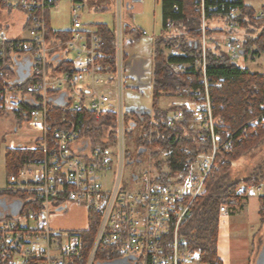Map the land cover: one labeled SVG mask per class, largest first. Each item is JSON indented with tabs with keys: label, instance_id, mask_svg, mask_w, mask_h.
<instances>
[{
	"label": "built area",
	"instance_id": "obj_1",
	"mask_svg": "<svg viewBox=\"0 0 264 264\" xmlns=\"http://www.w3.org/2000/svg\"><path fill=\"white\" fill-rule=\"evenodd\" d=\"M57 1L0 0L1 6L26 14L25 29L29 36L0 35V77L17 81L13 72L19 63L29 60L30 53L32 59L29 61L33 64L32 81L27 84L26 92L14 88V85L5 86L0 93V110L25 111L29 98L31 109L28 116L40 124L44 148L43 157L24 165L7 180L6 189L21 191L39 207L25 211L16 202L4 206L0 203V264H207L202 260L201 250L192 247L182 233L184 222L205 190V179L221 144L206 75L210 39L204 1L201 7L202 56L197 62L203 70L204 91L200 93L195 87H184L182 92L188 94L185 96L188 99L186 107L191 118H186L180 109L169 114L167 124L172 126L188 119L191 128L208 130L209 135L201 134L200 141L205 143L209 137L211 149L200 156L198 175L191 174L190 170L187 176H182L183 180L179 178L174 182L170 178L168 182H161L156 180L157 176L144 172L141 183L134 189L122 185L128 138L125 111L118 100L113 108L110 95L99 87L107 84L106 79L99 76L101 38L95 29L84 28L80 18L82 8L79 3H74L71 35L49 42L46 9L52 8ZM125 7V0H117L114 14L115 78L121 86L126 61ZM225 15L231 27L237 26V10L231 9ZM256 17L263 18L264 13L259 11ZM167 26L172 28L173 21L169 19ZM136 33L138 36L148 34L140 29ZM220 47L235 59L241 54L242 43L229 38ZM62 53H67L66 58L71 60L72 67L52 75L50 63L59 56H62L61 61ZM168 53L178 55L180 52L171 49ZM191 66L189 63H170V68L179 73ZM57 93L61 94L62 101L55 114L49 96ZM33 94H38L40 99L35 102ZM109 112L117 114L116 141L109 144L98 142L86 153L90 146L82 136V130L88 115L93 113L96 118H102ZM260 119L264 126V113ZM252 123L256 124L257 119ZM223 132L230 136V132ZM109 140L108 137L102 139L103 142ZM113 164L118 169L117 179L113 174L109 176ZM139 177L135 175L134 179L139 180ZM262 190L263 185L249 182L223 193L220 216L235 211L242 199ZM69 203L93 209L101 216L94 244L88 252L81 229L64 230L53 226V209Z\"/></svg>",
	"mask_w": 264,
	"mask_h": 264
},
{
	"label": "trees",
	"instance_id": "obj_2",
	"mask_svg": "<svg viewBox=\"0 0 264 264\" xmlns=\"http://www.w3.org/2000/svg\"><path fill=\"white\" fill-rule=\"evenodd\" d=\"M60 1V0H59ZM53 4V7L58 2ZM83 0H73L74 3H82ZM204 1L205 12L208 20L207 35L210 46L207 50L206 75L210 83L209 91L212 98L213 113L216 132L221 135V144L216 152L213 166L205 179V190L197 198L192 214L187 218L182 227V233L191 245L201 250L202 260L207 264H224L218 255V238L220 231L219 205L221 195L230 189L235 190L243 183L264 182V165L242 179L234 175L235 164L241 158L258 150L264 144V126L261 125V116L264 113V73L249 71L239 66L235 59L224 52L216 36L230 33L228 38L242 43V55L264 54V17L257 18L258 11L247 5L245 0H161L162 29L155 37L154 43V72H153V108L145 111L125 112L127 134L134 139L137 160L159 156L160 153H168L166 158L156 162V180L168 182L171 176L183 173L186 176L190 166L195 163L199 155L211 149V141L203 143L200 135H209L206 129L190 127L189 118L191 112L186 106H171L163 110L159 106V100L163 93L173 96L185 97L184 87H195L203 93V70L197 64L201 59V7ZM50 7L46 9L47 39L52 42L56 39H66L71 35L69 30H55L50 24ZM237 10V27L243 31V38L233 35L235 27L230 26V20L226 12ZM264 13V5L261 8ZM223 19L224 27H211L209 21ZM173 21V27L167 26L168 20ZM91 26V25H89ZM101 38L99 62L102 65L100 71L111 74V80L116 81V36L114 28L106 23H96L91 26ZM127 31V26H126ZM175 49L178 55H169L168 50ZM59 61L52 60L50 67L52 75L61 74L70 70L72 62L66 58L67 53H62ZM27 59V58H26ZM32 59V53L28 55ZM33 61V60H32ZM171 62L189 63L192 66L185 72H174L170 68ZM15 75L16 72H13ZM30 78L19 80H5L0 77V93L5 86L14 85V88L26 92ZM35 102L40 99L38 94ZM29 99V98H28ZM25 103V111H11L18 120V125L31 121L28 110L31 104ZM54 112L57 114L61 94L49 96ZM182 109L187 121L175 125L167 124L170 113ZM27 113V114H26ZM82 118V114H79ZM257 119V123L252 122ZM259 119V120H258ZM117 114L109 112L106 117L96 118L93 113L88 115L86 125L82 130L90 148L98 142L109 144L116 141ZM230 132V136L223 131ZM256 130V132H254ZM108 137V142L102 139ZM50 142H52L50 140ZM43 141L37 140L36 147L31 148H7L5 150V170L7 178L17 174L19 170L35 158L44 156ZM159 149V150H157ZM142 150V152H140ZM129 155V154H128ZM169 166V171H164V166ZM61 200L64 198L61 197ZM259 214L264 221V197L260 196ZM0 203H22L25 211L36 209L38 204L21 191L0 189ZM7 202V203H6ZM19 203V204H20ZM242 202L239 203L241 205ZM18 204V205H19ZM100 214L93 209L88 210V224L81 229L88 252L95 241L98 231ZM101 255L99 254V257Z\"/></svg>",
	"mask_w": 264,
	"mask_h": 264
},
{
	"label": "rangeland",
	"instance_id": "obj_3",
	"mask_svg": "<svg viewBox=\"0 0 264 264\" xmlns=\"http://www.w3.org/2000/svg\"><path fill=\"white\" fill-rule=\"evenodd\" d=\"M127 2H130L131 5L135 6L131 9V11H129L130 14L134 15V26L132 29L135 28L137 30L140 28V30H146L148 34L142 35V37L138 40H134L136 33H127L125 31L124 53L127 59L125 61L123 85L121 86L117 81L110 84L107 83V87L104 88V91L110 94L113 102L114 100H118L124 111L130 113L131 111H145L153 108L154 89L152 80L154 72V43L155 37L160 34L162 29V13L161 0H125V3ZM73 4V0H60L50 11V23L52 28L58 30L71 28L73 25L71 12ZM79 5L82 7L81 18L85 24L94 26L96 23H106L111 27H115L114 14L117 8V0H83L82 3H79ZM96 7L100 8L99 11L96 10ZM129 13L127 12V7H125V27L128 23H131L127 20ZM25 17L26 15L21 11L10 10L0 5V35L23 38L25 35V31L23 29ZM209 26L216 27L213 23H211V21H209ZM219 26H225L223 21L219 24ZM229 35L230 33L228 32L221 36L217 35L216 39L218 44L221 45L224 41L229 39ZM233 35L236 38L241 39L243 38V31L239 27L235 26ZM249 57L256 61L255 58H252V54H250ZM235 60L239 66L250 67L253 71H257L258 66H261L246 63L244 56L241 54L236 56ZM30 65L31 62L27 60V68H29ZM23 70L24 67L19 66V73H23ZM259 70L264 72V67ZM119 96L121 97L120 101ZM167 101L168 97L161 96L159 106L164 107L167 104ZM6 111L7 112H0V189L6 188L8 180L5 170L6 147L30 148L40 135V132L36 128L37 124H34L33 121H26L22 125L11 123L8 120L10 111ZM11 127H15L16 131L11 130ZM125 145L127 159L125 160L123 169L122 185L124 187L134 189L141 183V175L144 172L156 175V162L165 159L166 155L168 156V153L166 154L162 152L159 156L154 158L150 157V154L148 153L144 155L142 161L138 162L134 139H130L128 137ZM203 153H201L197 161L190 166L191 174H199L198 171L200 169V165L198 163L202 159L200 156H202ZM263 165L264 144L258 150H255L236 162V167L234 168L233 173L236 177L244 179L250 176L255 168L260 169ZM163 168L166 172L170 169L169 166L166 165ZM111 174H113L114 179H117L118 169L115 164L111 166V172L109 173L110 177ZM135 175L140 176V179L135 180ZM181 176H183V173H179L177 176L174 175L171 177L172 179L179 180ZM111 184L112 179L109 181V185ZM260 193H264V184L263 190ZM256 194L251 195V200L245 205L244 211L241 210L239 213V210L237 209L240 205L235 211H233L238 213V217L235 220H240L238 228H236L233 232V236L237 240L242 239L244 244H250L247 247L249 248L250 246V251H252L250 259L251 264H257L259 259H262V251L264 250V221L261 219L259 214L260 205L258 201L256 199H252ZM82 210L83 209H77V205L72 203L66 204L65 209L61 211L54 208L53 215L56 217L55 226H57V223L59 222L60 227H62L61 229L64 230H74L77 227H84L87 223V215L82 213ZM247 225L250 230L247 228Z\"/></svg>",
	"mask_w": 264,
	"mask_h": 264
},
{
	"label": "crops",
	"instance_id": "obj_4",
	"mask_svg": "<svg viewBox=\"0 0 264 264\" xmlns=\"http://www.w3.org/2000/svg\"><path fill=\"white\" fill-rule=\"evenodd\" d=\"M245 3L247 5L253 7L256 11H260L261 8L264 5V0H245ZM54 7H52L50 9V11ZM126 7H127V12L129 13V11H131V9L134 8L135 6L134 5H131L130 2H127L126 3ZM99 9H100L99 7H96V10L99 11ZM81 16H82V10H81L80 18H81ZM133 18H134V15H132V14L129 13V15L127 17V20L129 22H131V23H128L127 24V31H126L127 33H133L134 34L137 31L135 28L132 29V27L134 26L133 25ZM49 20H50V18H49ZM81 20H82V18H81ZM114 21H115V18H114ZM222 21L224 23V20L223 19L216 18L213 21H211V23H213L216 27H220L219 24L222 23ZM82 22H83V26H84L85 29H92V30H94L91 26H89V24H85V22L83 20H82ZM25 26H26V17H25L24 24H23V29L25 31V35L23 36V38L29 37L28 36V33H27L26 29H25ZM72 27H73V25L71 26V28L66 29V30H71ZM53 29H55V28H53ZM55 30H58V29H55ZM221 35H223V34H221ZM141 37H142L141 35L138 36L137 33H136L135 36H134V40H136V39L138 40ZM168 52H169V50H168ZM252 58H255L256 61L252 60L249 56L248 57H244V60H245L246 63H250L251 65H253V64H256L257 66L258 65H261V66H258V68H257L258 70L257 71L258 72H261V73H264L263 71L259 70V69H261V68L264 67V54H262V55H252ZM126 59H127V57H126ZM32 65L33 64L31 62L30 67L27 68L26 62L19 63L18 66H17V68H16V74H15L17 80H19V78L22 79L24 77L25 78L29 77L30 74H31V72H32ZM19 66H23L24 67L23 73H19V71H18ZM243 68H246L249 71H253L250 67H243ZM99 76L100 77H104V79H106L107 83H109V84L115 82V81H112L111 80V78H110L111 77V74L108 73V72L100 71ZM99 87H100V89L102 91H104V88L107 87V84L104 85V86L103 85H100ZM162 96L168 97L167 104L164 107H161L163 110H166V109L170 108L171 106H187L188 99L185 98L184 96L183 97L173 96V95H170L168 93H163ZM110 98H111V96H110ZM112 104H113V108H115V105H117V100H114V102L112 100ZM0 112H7V111L6 110H0ZM9 113H10L9 114L10 116H8V120L11 123L18 124V120L14 116V114L12 112H9ZM33 123L34 124H37L36 125V128L40 132V135L37 138V140H39L42 137V131L40 129V124L39 123H35V122H33ZM11 130L16 131L15 127H11ZM37 140L35 141V143H33V146L30 147L31 149H33V148L36 147ZM86 147H88V145H86ZM7 148H19V147H6V149ZM89 148L90 147H88V149L86 150V153H88L89 150L91 149V148L90 149ZM155 174L157 175V173H155ZM263 184H264V182H262V185ZM260 196H263L264 197V193L263 194H257V195L254 196V198H252V199H256L258 201L259 205H260V200H259ZM251 197L252 196H249L247 199H244L243 200V202L241 203L240 207L237 209V210H239V213H240L241 210L242 211L245 210V205L250 202ZM77 209H83L82 210V213H85L87 215V220H88V209L87 208H84L83 206H77ZM237 214L238 213L233 212L230 215H224V216H221L220 217V231H219V238H218V255L222 259V261H223L224 264H251L250 259H251L252 251H250V246H249V248L247 247L250 244H247V243L244 244L242 242L243 241L242 239L237 240L233 236V232H234V230L236 228H238L239 221H240V220H235L238 217ZM55 218L56 217H54V219H53V226L56 227V228H62V227H60L59 222L57 223V226H55V221H56ZM58 218L60 219L59 216H58ZM87 224H88V222L86 223V225L84 227H82V228L77 227L75 229H83V228H86L87 227ZM247 228H248V225H247ZM236 240H237V242H236ZM252 246H253V244H252Z\"/></svg>",
	"mask_w": 264,
	"mask_h": 264
},
{
	"label": "water",
	"instance_id": "obj_5",
	"mask_svg": "<svg viewBox=\"0 0 264 264\" xmlns=\"http://www.w3.org/2000/svg\"><path fill=\"white\" fill-rule=\"evenodd\" d=\"M241 53H242V52H241ZM140 152H142V150H140ZM137 161L140 162L141 160L138 159ZM19 203H20V202H19ZM19 203H18V204H19ZM19 206H22V203H20ZM63 209H65V208H64V207H59V208H58V211H61V210H63ZM262 252H263V254H262V259H259V261H258L257 264H264V250H263Z\"/></svg>",
	"mask_w": 264,
	"mask_h": 264
},
{
	"label": "bare ground",
	"instance_id": "obj_6",
	"mask_svg": "<svg viewBox=\"0 0 264 264\" xmlns=\"http://www.w3.org/2000/svg\"><path fill=\"white\" fill-rule=\"evenodd\" d=\"M171 179H172V177H171ZM180 179L181 180H183V177L181 176L180 177ZM174 182H178L179 180H176V179H172ZM249 183V182H248ZM253 183H255V182H253ZM243 184H245V183H243ZM256 184H258V183H256ZM260 185H262V183H259ZM242 185V184H241ZM259 194H261V193H259ZM257 195V194H256ZM251 196V195H250ZM249 196H247V197H245L244 199H247ZM244 199H242V201L241 202H243V200ZM65 208V207H64ZM220 215V214H219ZM228 215H230V214H228ZM221 217V216H220ZM191 244V243H190ZM192 246V245H191ZM193 247V246H192Z\"/></svg>",
	"mask_w": 264,
	"mask_h": 264
},
{
	"label": "flooded vegetation",
	"instance_id": "obj_7",
	"mask_svg": "<svg viewBox=\"0 0 264 264\" xmlns=\"http://www.w3.org/2000/svg\"><path fill=\"white\" fill-rule=\"evenodd\" d=\"M111 264H117V263L115 262V263H111Z\"/></svg>",
	"mask_w": 264,
	"mask_h": 264
}]
</instances>
